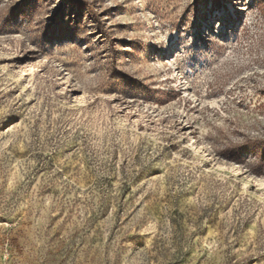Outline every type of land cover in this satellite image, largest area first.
<instances>
[{
	"label": "rangeland",
	"instance_id": "374dc122",
	"mask_svg": "<svg viewBox=\"0 0 264 264\" xmlns=\"http://www.w3.org/2000/svg\"><path fill=\"white\" fill-rule=\"evenodd\" d=\"M0 264H264V0H0Z\"/></svg>",
	"mask_w": 264,
	"mask_h": 264
}]
</instances>
